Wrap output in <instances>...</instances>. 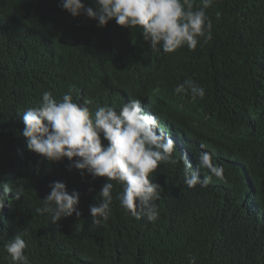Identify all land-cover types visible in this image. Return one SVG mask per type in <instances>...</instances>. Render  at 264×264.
I'll return each mask as SVG.
<instances>
[{"label": "trees", "instance_id": "1", "mask_svg": "<svg viewBox=\"0 0 264 264\" xmlns=\"http://www.w3.org/2000/svg\"><path fill=\"white\" fill-rule=\"evenodd\" d=\"M59 2L0 0V182L24 187L0 209V264H11L4 244L23 232L30 264H189L190 256L197 264H264V0H214L206 10L212 40L174 53L153 52L138 28L115 19L98 27ZM189 77L205 88L203 99L174 94ZM69 89L74 100L91 99L92 110L141 99L174 140L179 163L150 175L160 185L154 222L126 214L113 181L111 215L91 226L89 206L106 178L27 149L21 115L44 91L60 99ZM202 150L223 166L224 180L189 188L183 158L195 168ZM57 180L81 193V215L52 224L36 209Z\"/></svg>", "mask_w": 264, "mask_h": 264}, {"label": "clouds", "instance_id": "2", "mask_svg": "<svg viewBox=\"0 0 264 264\" xmlns=\"http://www.w3.org/2000/svg\"><path fill=\"white\" fill-rule=\"evenodd\" d=\"M92 3L94 7L86 5L85 0H60L58 6L73 17L84 15L96 20L98 27H105L115 19L120 26L138 28L153 52L162 49L164 53H174L184 46L195 51L198 42L207 43L213 38V22L206 10L214 0H200L195 9V0H92ZM220 16L216 12V18ZM174 94L190 95L195 101L203 99L206 90L189 77L175 86ZM92 104L86 97L74 100L71 89L60 99L51 91H44L40 102L21 115L27 149L50 162L67 158L69 170H80L82 176L106 178L97 195L100 200L89 206L91 226H100L111 215L113 181L122 188L116 199L125 213L154 222L159 216L156 201L160 198V185L150 175L160 164L179 163L173 155L174 140L160 127L157 116L145 110L141 99L132 98L119 110L115 105H96L92 110ZM204 148L202 144L201 149ZM196 160L194 168L186 156L183 158L187 187L207 188L213 177L224 180V168L213 162L210 152L202 150ZM202 169L207 170L203 178ZM49 188L37 213L49 214L52 224L74 213L81 215L78 190L69 191L66 183L59 180L53 181ZM9 193L13 195L9 197ZM23 194V185L13 191L8 183L0 182V209L6 198H10L9 202L19 201ZM24 235L27 233L16 234L4 244L11 264H30ZM189 264H197V258L190 256Z\"/></svg>", "mask_w": 264, "mask_h": 264}]
</instances>
